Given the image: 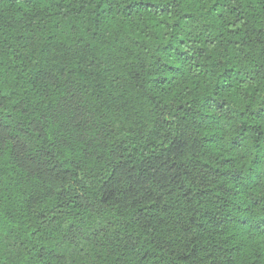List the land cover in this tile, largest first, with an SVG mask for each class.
<instances>
[{
	"label": "trees",
	"instance_id": "1",
	"mask_svg": "<svg viewBox=\"0 0 264 264\" xmlns=\"http://www.w3.org/2000/svg\"><path fill=\"white\" fill-rule=\"evenodd\" d=\"M0 264H264V0H0Z\"/></svg>",
	"mask_w": 264,
	"mask_h": 264
}]
</instances>
